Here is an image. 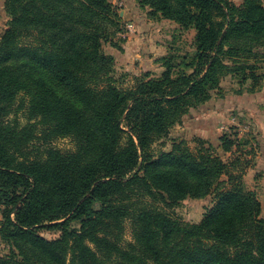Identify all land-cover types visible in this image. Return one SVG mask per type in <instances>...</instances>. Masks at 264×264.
<instances>
[{"label": "trees", "instance_id": "1", "mask_svg": "<svg viewBox=\"0 0 264 264\" xmlns=\"http://www.w3.org/2000/svg\"><path fill=\"white\" fill-rule=\"evenodd\" d=\"M134 1L151 17L195 31L190 74L167 69L121 91L103 51L120 32L108 0H7L10 21L0 36V245L7 255L0 264H264L261 204L243 187L244 171L229 173L234 162L210 148L151 152L189 109L220 93L225 78L249 84L246 94L260 90L264 0ZM21 110L24 126L9 121ZM231 136L219 138L224 154L236 147L238 133ZM57 138L71 139L75 150L48 145ZM136 185L172 205L217 193L200 224L188 226L132 210ZM126 219L132 242L122 247ZM41 230L60 235L48 241Z\"/></svg>", "mask_w": 264, "mask_h": 264}, {"label": "rangeland", "instance_id": "2", "mask_svg": "<svg viewBox=\"0 0 264 264\" xmlns=\"http://www.w3.org/2000/svg\"><path fill=\"white\" fill-rule=\"evenodd\" d=\"M229 1L231 2V0ZM6 2L7 0H0V36L10 21L6 12ZM108 2L118 15L120 32L112 42L114 47L105 44L103 51L114 60L112 76L121 91L133 87L137 81L159 80L167 69L171 70L173 77L182 72L191 73L186 65L192 62L195 55V31L190 28L183 29L173 22L160 18V16L151 17L149 9L136 7L129 0H108ZM40 76L58 94H63L62 89L50 77L46 74ZM220 87V93L211 94V98L207 102L189 109L177 125L165 135L157 138L151 146V152L153 155L168 153L175 145L184 146L193 154L200 149L210 148L213 154L220 157L226 164L234 162L235 167H230L229 173L241 174V171H244L242 177L244 188V178L252 171L254 183L257 185L255 188L258 190V193L255 191L254 193L257 199L263 196L260 218L264 219V194L262 195L264 193L262 180L264 179V139L259 138V135L255 137L252 131V133L247 132L246 120L240 116L239 112L230 111L222 115L218 113L226 97L239 96L236 95L239 90L243 92V95L246 94L250 89L249 84L241 88L235 79L227 77L221 82ZM17 105L18 103L15 106ZM229 119H232V122L228 123ZM9 121H16L20 126L28 124L22 110L11 114ZM240 129L243 132H240ZM233 133L240 135V137L237 136L236 147L231 148L230 154H224L221 151L219 138L228 135L232 139L231 141H235V137L231 136ZM48 145L61 153L75 150L74 143L69 138H57ZM259 154H262L261 159H258ZM226 181V177L221 178L222 184ZM222 184L217 192L224 189ZM133 188L134 192L130 198L135 202L133 204L135 206L132 210L151 209L188 226L200 224L205 212L212 208L217 193L202 200L187 199L172 205L161 194L152 191V195H147L138 185ZM71 227L79 228V224L72 223ZM39 235L45 240L52 241L57 239L60 234L54 230H41ZM131 242L132 221L126 219L123 222L120 245L125 247V244ZM5 255H7V250L0 245V256Z\"/></svg>", "mask_w": 264, "mask_h": 264}, {"label": "crops", "instance_id": "3", "mask_svg": "<svg viewBox=\"0 0 264 264\" xmlns=\"http://www.w3.org/2000/svg\"><path fill=\"white\" fill-rule=\"evenodd\" d=\"M134 3L137 7L138 5L134 0H129ZM243 0L232 1L236 6L242 3ZM171 24V23H170ZM175 26V25H173ZM239 112L240 116L246 120V129L247 132L252 133L255 137L259 135V138L264 139V82L262 88L259 92L255 94H244L241 96H229L223 100V106L219 108V115L225 114L226 112ZM224 119V118H223ZM234 120V119H233ZM235 121V120H234ZM227 122H232V119L227 120ZM236 126V125H234ZM237 127V126H236ZM240 132H243L241 129ZM252 131V132H251ZM240 137V135L238 136ZM262 154H259L261 159ZM263 184H264V179ZM254 175L252 171L248 173L244 178V185L248 191L257 192V185L254 183ZM261 184V182H260ZM259 185V184H258ZM264 190V189H263ZM264 192V191H263ZM258 193V192H257ZM264 193H262L263 195ZM263 196H261L262 198ZM258 198L259 203L261 204V211L263 208L262 199Z\"/></svg>", "mask_w": 264, "mask_h": 264}]
</instances>
